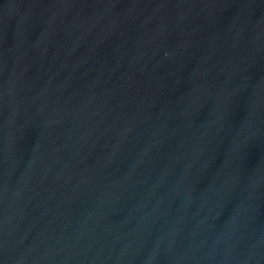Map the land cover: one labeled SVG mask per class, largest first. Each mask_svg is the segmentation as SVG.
<instances>
[{
  "label": "water",
  "instance_id": "water-1",
  "mask_svg": "<svg viewBox=\"0 0 264 264\" xmlns=\"http://www.w3.org/2000/svg\"><path fill=\"white\" fill-rule=\"evenodd\" d=\"M0 264H264V0H0Z\"/></svg>",
  "mask_w": 264,
  "mask_h": 264
}]
</instances>
